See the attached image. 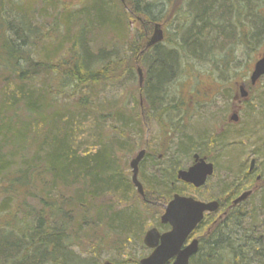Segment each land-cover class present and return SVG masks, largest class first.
<instances>
[{
    "label": "trees",
    "instance_id": "16d2710c",
    "mask_svg": "<svg viewBox=\"0 0 264 264\" xmlns=\"http://www.w3.org/2000/svg\"><path fill=\"white\" fill-rule=\"evenodd\" d=\"M13 1L0 0V81L4 84L15 82L20 87L44 75L50 76L51 83L44 88L43 94L34 89L18 88V97L24 107L20 114L15 111V101L5 102L6 89L0 88V264H86L73 252L74 244L81 242L80 231L89 235L84 227L93 228L92 232L103 225L111 229L110 222L114 220L121 230L134 225L133 218H125V214L116 218V213L109 216L111 211L105 208V199L113 197L120 202L127 201L131 185L128 179H123L125 175L118 166L120 159L115 149L129 152L127 136L131 137L129 133L132 135L137 124L143 122L146 109L139 105L140 112L134 119L115 113V122L112 115H102L99 126L111 119L117 127L109 128L116 131L113 137H99L102 147L98 151L97 142L88 144L87 150V145L85 148L80 145L71 117L64 120L65 112L72 107L92 114L94 100L89 96L90 91L101 84L135 75L140 65L152 73V85L145 97L150 102L152 120L166 134V119L185 107L182 103L181 110H177L176 106L164 103L174 73L181 76L185 66L192 69L203 65L205 74L213 78L236 77L241 71H245L244 79L248 77L252 64L257 62L256 57L250 56L264 44V0H183L187 7L177 12L175 37H167L164 32V41L152 48H147V43L154 25H163L162 20L153 16L155 4L144 0H93L79 11V18L72 19L73 23L79 21V32L74 41L68 43L64 51L66 58L58 63L34 60L32 52L43 35L26 17L31 12L26 9L28 0L17 4ZM10 8L20 16L4 24V16L11 12ZM61 17L63 15L54 16L53 33L61 26ZM63 19V26L68 30L71 20L65 16ZM129 20L137 21L141 28V32L135 34V41L125 38L123 47L116 51L109 48L110 43L98 50L89 44L86 25L94 29L112 24L117 32L121 29L125 33ZM240 57L248 60H237ZM210 66L217 67L218 71L210 73L207 70ZM260 100H264L261 95ZM184 117L176 122L177 133L182 132ZM262 129L264 134V126ZM108 140L110 142L106 143ZM204 142L213 149L238 145L231 142L229 134ZM261 145L263 147L264 140ZM201 150L197 142L187 138L178 146L177 155L181 159L189 158ZM148 158L145 156L141 165ZM178 166L174 164L173 174L168 177L159 165H155L161 180L159 186L170 188V182L180 184L177 173L185 169L179 170ZM241 172L234 176L229 186L231 197L255 175L254 170L243 172L244 176ZM42 175L51 177V185H45L40 191L36 183ZM149 185L150 189L144 188L142 199L145 211L157 203L163 215L165 206L175 194L185 196L173 187L169 192L164 189V193L155 185ZM260 191V211H264V187ZM33 201L40 204V209L32 205ZM228 203L230 199L225 202L226 206ZM220 205L221 213L223 204L220 202ZM227 209L225 217L207 216L200 225V231L212 230L199 240V252L190 264H264V219H257L253 210L241 209V204ZM198 229L196 235L200 232Z\"/></svg>",
    "mask_w": 264,
    "mask_h": 264
},
{
    "label": "rangeland",
    "instance_id": "374dc122",
    "mask_svg": "<svg viewBox=\"0 0 264 264\" xmlns=\"http://www.w3.org/2000/svg\"><path fill=\"white\" fill-rule=\"evenodd\" d=\"M21 1L26 2V0H14L13 2L17 4ZM83 1L28 0L26 9L31 12L26 17L32 26L36 27L40 34L43 35V38L39 40L37 49L32 52L34 60L39 62L46 59L47 61L58 63L66 58V52L64 51L69 46L68 43L72 40L74 41L77 37L80 27L79 21L73 23L72 19L79 18V11L89 6L91 1L93 2V0H86V3ZM166 1L169 0H144L146 3L156 5L154 6L153 16L159 18L160 21L162 20V27L167 34L166 36L174 38L177 26V12L180 9L185 11L187 6L183 0ZM63 7H66L64 12L62 11ZM90 11H86V13ZM13 12L11 9V12L4 16V24L14 22L15 17L19 18L20 15ZM56 15H63V17L60 20L61 26H59L54 34L51 28L53 26L52 20ZM64 16L68 20H71L68 30H66L67 26L64 25L66 28L63 26V22H65L63 21ZM126 24H128V27L124 28L125 33L121 29L117 32L116 26H111L112 24H108L106 28L96 26L93 27L94 29L86 25L85 27L89 30V44L91 43V46L95 50L102 48L108 43H110L109 48L113 49V51L121 49L125 38L129 37L131 41H135V34L141 32L137 21L129 20V22L126 21ZM110 26L111 28H109ZM123 34L125 35L122 36ZM253 56L256 57L257 61L264 56V44L250 58ZM246 58L240 57L237 60L247 61L248 59ZM250 58L249 60L251 61ZM254 63L251 66L248 77L245 79L242 75L245 71H241V75L236 77L230 76L228 78V76H225L223 79L221 76H215L213 78L210 74L209 76L205 74L206 68L203 65L192 69L185 66V72L180 73L181 76H177L174 73L170 88L166 87L168 88V98L164 103L170 104L169 106H176L177 110H181L179 105L182 103L185 104V107L182 111L170 114V118L166 119L164 122L166 134L162 133L157 123L152 120V112L149 110L151 108L148 107L150 102L145 97L146 92L152 85V73L146 67L140 65H138L135 75H127L119 82L101 84L90 91L89 96L94 100L92 114L83 110L80 111V109L68 108L64 114L66 116L64 120H68V117H71L73 128L76 131L75 135L79 138L78 141L83 148L87 145L86 150L89 148L88 144L97 142L96 151H98L102 147V141L100 142L99 139L100 136L109 135L113 137L115 135L116 131L109 129L111 126L117 127L116 124H113V121L115 122L113 119L115 113L121 114L124 118L134 119V116L140 112L139 105L143 103L142 107L146 109L147 117H145L143 122L141 121L140 125L137 124L136 130L132 132V135L129 133L131 137H128L126 134L129 140V152L115 149L116 157L120 159L118 166L125 175L123 179H128L131 185L127 201L120 202L119 199L116 200L113 197L105 199L107 204L105 208L108 207L111 211L109 216L116 213L114 217L116 218L118 215L125 214V218H128V216H130V219L133 218L134 225L131 222L132 228L126 229L124 227V230H121L114 220L110 222L111 229L110 226L103 225L92 232L93 228L87 229L84 227V231L89 235L80 231L79 239L81 242L73 246V252L77 258L86 264H105L107 262L111 264H139L142 259L149 256L150 251L143 244L145 234L153 228L163 232L164 228L160 224L162 216L159 210L160 204L157 205L156 203L151 206L152 208L145 211L142 203L144 197L138 194L132 183L130 163L142 151H146L149 156L143 165L139 167L138 179L143 188L150 189L149 184H153L165 193L164 189L169 192L170 188L173 187L174 190L183 192L185 196L197 198L202 202L219 201L223 204V211L221 213L219 211V214L207 215L213 217V219L216 215L225 217L226 213L224 214V212L229 210L227 208L232 205L234 199L244 192L252 191V196L241 204V209L249 212L253 210V215H256L257 219L259 218L260 221L264 219V211H260V206L262 205L260 190L264 187V145L263 147L261 145L264 140L262 129L264 126V105L260 106V104H264V100H260V95L264 99V90L261 89L264 87V79L258 83V87L251 88L250 76ZM138 69L142 70V85L139 83ZM207 70L210 73H215L218 71V68L210 66L207 67ZM220 82H222V85H218ZM50 83V76L43 75L34 81L20 85V87L15 82L4 84L0 81V88L6 89L7 96L4 94L6 96L5 102L8 104L10 100L15 101V111H18V114H20L21 109L24 110V107L18 97V88L25 87L26 91L34 89L38 93L43 94ZM146 85L147 88H145ZM242 85L246 86L248 92L247 99H242L240 96L239 88ZM141 91L144 92L142 95ZM155 108L159 109V106ZM234 112H237L239 116L237 124L230 122ZM102 115H112L113 121L109 118L110 120L106 124L99 126L98 121ZM181 116H185V121L182 123V132L177 133L175 131L176 122H178L177 120ZM230 124L234 125L230 127ZM102 129L106 130L102 132L100 131ZM221 134H229L231 142H237L238 145L233 148L227 147V149H213L206 146L205 140L212 137L217 138ZM187 138L194 143L197 142L201 147V153H197V155L214 165V176L201 189H194L181 183L177 185L173 182H170V188L159 186L161 180L159 173L155 170V165H159L161 171L164 170L165 175L169 177L173 174L174 164H177V166L179 164L177 167L179 170L181 168L188 169L196 164L194 159L195 154L189 158L183 157V159L177 155L178 146L184 143V140L186 141ZM108 142L110 141H106V143ZM252 162L253 170L255 171L254 177L250 179V183L242 186L237 195L231 197L229 186L235 178L234 176H237L236 174L240 170H242L241 173L244 176L243 172L247 173L250 171ZM259 178L260 180H258ZM45 185L48 187L51 185V177L49 175H42V178L38 179L36 183L38 188L36 189L41 191ZM63 193L69 195L66 191H63ZM42 196L43 198L45 197L44 194ZM229 199L230 203L226 206L225 202ZM32 205L40 209L38 202L33 201ZM198 230L200 231V229ZM211 230L212 228L202 229L197 235L195 231L192 237L194 236L193 239L199 241Z\"/></svg>",
    "mask_w": 264,
    "mask_h": 264
},
{
    "label": "water",
    "instance_id": "95a60500",
    "mask_svg": "<svg viewBox=\"0 0 264 264\" xmlns=\"http://www.w3.org/2000/svg\"><path fill=\"white\" fill-rule=\"evenodd\" d=\"M124 2V0H122ZM165 39V34L160 24H155L152 37L147 43V48H152L161 44ZM137 73L140 78V85L143 84L142 70L138 69ZM264 78V56L259 59L253 68L250 76L251 87H256L257 84ZM242 99H247L248 92L246 86L242 85L239 88ZM230 122L237 124L239 116L234 112ZM146 151L140 152L136 158L130 163L132 170V183L136 188L138 194L144 197V188L140 183L139 166L145 158ZM196 164L187 170H180L177 174V179L194 189L203 188L208 180L213 177L215 168L212 163L201 159L199 155H194ZM253 171V162L250 167V172ZM260 180V178L258 179ZM253 192L247 191L242 193L237 199L233 201V206L236 207L241 203L247 201ZM220 204L217 201L202 202L193 197H186L181 195H174L173 199L164 209V214L161 217V224L169 226L170 231L160 233L158 229L153 228L149 230L144 238V245L146 248L152 250V253L142 259L139 264H190L191 259L199 252V241H188L193 233L203 223L205 216L208 214L217 213ZM105 264H111L109 262Z\"/></svg>",
    "mask_w": 264,
    "mask_h": 264
},
{
    "label": "flooded vegetation",
    "instance_id": "af4514ba",
    "mask_svg": "<svg viewBox=\"0 0 264 264\" xmlns=\"http://www.w3.org/2000/svg\"><path fill=\"white\" fill-rule=\"evenodd\" d=\"M142 104H143V103H141V106H142ZM145 156H147V153H146ZM140 165H141V164H140ZM231 207H232V206H231ZM164 209H165V208H164ZM160 224H161V222H160ZM161 226H162L163 228H165V229H164L163 232H160V233L163 234V233H166V232L170 231V227H169V226H164V225H162V224H161ZM145 235H146V234H145ZM193 237H194V236H193ZM193 237H191V238L189 239L188 244H189L192 240H194ZM144 238H145V237H144ZM143 241H144V240H143ZM143 244H144V243H143ZM144 246H145V245H144ZM145 248H146V246H145ZM147 249H148V248H147ZM148 250L150 251V254H151V253H152V250H150V249H148ZM150 254H149V255H150Z\"/></svg>",
    "mask_w": 264,
    "mask_h": 264
}]
</instances>
